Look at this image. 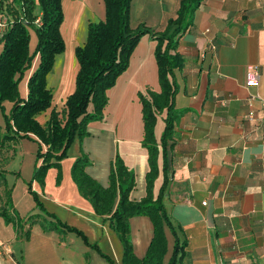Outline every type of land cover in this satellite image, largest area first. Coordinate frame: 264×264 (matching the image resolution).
I'll use <instances>...</instances> for the list:
<instances>
[{"label": "crops", "instance_id": "0c3cea01", "mask_svg": "<svg viewBox=\"0 0 264 264\" xmlns=\"http://www.w3.org/2000/svg\"><path fill=\"white\" fill-rule=\"evenodd\" d=\"M134 2L132 15L137 21L162 30L174 17L179 0ZM148 6L151 12L145 15ZM62 10L60 32L65 48L55 57L47 76L55 109L74 91L79 69L75 49L85 43L88 24L104 18L100 0H96V12L84 0H62ZM176 39L175 50L182 57L181 67L173 73V104L178 118L170 151L173 173L163 204L176 231L181 256L177 264H264V0H202L192 24ZM155 46L156 40L148 34L140 38L127 69L107 91L104 119L90 123L91 135L73 142L62 160L59 183L58 171L53 168L46 172L43 186L32 183L44 209L79 230L96 247L61 226L42 228L44 217L48 221L45 225L54 224L55 219L32 202L26 203L25 195L16 202V180L11 188V212L22 224L19 226L17 220L6 223L0 215V239L11 248V255L1 257L0 264H83L86 256L88 264H110L102 254L121 264L120 239L80 195L70 168L83 150L92 161L86 172L106 186L110 163L118 154L135 173L136 186L130 198L138 200L145 194L148 163L141 144L143 123L137 94L146 86L159 90ZM248 65L259 69L256 87L246 85ZM19 90L24 97L26 79L20 82ZM48 114L38 116L41 124ZM163 128V119L158 117L157 139ZM3 153L0 162L5 163L8 155ZM7 172L0 163V176L9 186ZM162 179L160 171L155 194ZM1 194L0 185V209ZM30 215L37 217L25 220ZM129 228L133 252L141 258L152 237V223L147 216H134L129 219ZM166 234L165 264L175 242L169 229Z\"/></svg>", "mask_w": 264, "mask_h": 264}, {"label": "trees", "instance_id": "16d2710c", "mask_svg": "<svg viewBox=\"0 0 264 264\" xmlns=\"http://www.w3.org/2000/svg\"><path fill=\"white\" fill-rule=\"evenodd\" d=\"M132 1L103 0L104 19L88 24L85 43L75 49L79 69L74 91L66 97L59 109H55L52 107L53 94L47 85V76L53 68L55 57L65 48L60 32L64 18L62 0H0V15L9 19L0 37V109H3L6 100L12 104L9 114L5 116L4 128L0 126V156L20 139L34 138L38 144L37 155L41 158V164L35 167L33 180L43 184L46 171L51 166L57 167L59 180L60 161L66 156L68 147L74 138L82 141L88 136L89 122L103 118V111L108 104V89L127 69L130 55L140 38L148 34L156 40L154 57L159 90L147 86L138 92L143 123L141 144L146 148L148 163L145 194L138 200L130 198L136 186L135 173L119 156L110 163L106 186L86 172V167L92 161L83 151L74 160L70 174L80 195L90 202L97 215L108 221L109 227L120 239L121 264H165L164 258L168 252L167 229L175 237L167 264H177L181 256H178L176 231L163 204L164 191L173 173L170 151L178 118V111L173 104V73L181 67L182 57L175 50L176 38L190 27L193 14L202 0H179L174 17L167 20L162 30L152 29L145 23L133 27ZM36 19H39L38 23ZM30 31L35 36L33 46L30 44ZM24 79L27 91L23 97L19 84ZM90 104L91 110L88 109ZM44 113H49L48 119L41 124L38 116ZM158 117L164 122L159 139L155 135ZM160 171L163 179L155 194L154 183ZM0 185V215L6 223L17 220L21 226V218L16 219L11 212V188L3 175L0 176ZM29 190L39 209L55 219L54 224L45 225L48 221L42 217V228L57 229V225L61 226L81 235L84 242L89 244L79 230L49 214L36 192ZM134 216H147L152 223V237L141 258L134 254L130 239L129 219ZM34 217L37 216H29L30 219ZM89 245L96 247L94 244ZM102 256L114 264L109 256ZM83 264H88L87 256Z\"/></svg>", "mask_w": 264, "mask_h": 264}, {"label": "rangeland", "instance_id": "374dc122", "mask_svg": "<svg viewBox=\"0 0 264 264\" xmlns=\"http://www.w3.org/2000/svg\"><path fill=\"white\" fill-rule=\"evenodd\" d=\"M86 2V4L88 3L89 5H92L94 7V12H96V0H84ZM101 3L104 5L103 3V0H100ZM135 4L134 0H133V5ZM136 6V4L134 5V7ZM65 11H66V14L68 16V9L66 7V4H65ZM100 7V6H99ZM151 12V8L150 6H148L147 8V12L145 13L146 14H150ZM103 13L105 14V12L103 11ZM104 19V18H103ZM102 19V20H103ZM138 18H135L134 15H132V12H131V24L133 27H135L137 24L141 23V22H138L137 21ZM138 22V23H137ZM31 32V46L34 45L35 43V36L33 34L32 31ZM36 61V58L34 60V63ZM33 63V64H34ZM117 80V79H116ZM116 83V82H115ZM115 85V84H114ZM113 85V86H114ZM112 86V87H113ZM111 87V88H112ZM147 87V86H146ZM150 87V86H149ZM145 89V88H144ZM143 89V90H144ZM109 90V89H108ZM142 90V91H143ZM138 96V94H137ZM5 104H3V109H0V126L1 128L3 129L4 128V125H5V116L9 114L10 112V109H11V102L9 101H4ZM108 103H109V98H108ZM108 106V105H106ZM91 104L88 106V109L91 110ZM105 117V114H104V111H103V118L101 120H103ZM142 118V117H141ZM101 120H96V121H101ZM94 122V121H92ZM92 122H89L88 125H87V130L89 132L88 135H91V131L89 129V125L90 123ZM156 124H157V121L155 123V128H156ZM162 132V131H161ZM76 140H78L77 138H74V140L72 141L75 142ZM21 141V142H20ZM20 142V143H18ZM14 147H11L8 151V153H3V156L5 155H8V159L5 161V163L3 162H0L1 165H2V168L5 169L6 167V170L8 171L7 174L9 176H11V182L9 184V187L12 188L14 187L15 185V181L17 180V183L14 187V196H15V201L16 202H19V198L20 200L22 199V196L25 195L24 197L26 198V203L29 202H32V204L36 207V208H39L35 201H34V197L33 195L31 194L30 190L29 189H32V183L34 181H36L39 185L43 186L44 185V179H43V184L40 183V181L38 180H33V174H34V170H35V167L39 164H41V158L37 155L38 153V144H37V141L34 139V138H31V137H26V138H22L18 141ZM72 143L70 144V146L68 147L67 149V154L66 156L68 155V152L71 148V145ZM83 150H81L82 152ZM14 152H16V155L14 156ZM80 152V153H81ZM84 152V151H83ZM85 153V152H84ZM65 156V157H66ZM79 156V155H78ZM77 156V157H78ZM116 156H119L118 154L115 155ZM64 157V158H65ZM76 157V158H77ZM114 157V158H115ZM120 157V156H119ZM62 158V160L64 159ZM75 158V159H76ZM62 160L60 161V168H61V163H62ZM74 162V160H73ZM73 162H72V165H73ZM3 163V164H2ZM71 165V167H72ZM51 168V171H52V168L53 169H57V167L55 166H51L47 169V171ZM71 169V168H70ZM19 170H20V173H19ZM46 171V172H47ZM17 176V177H16ZM56 183L58 184L59 183V180H56ZM26 190V191H25ZM33 190V189H32ZM13 191V189H12ZM34 191V190H33ZM25 192V193H24ZM35 192V191H34ZM26 219H30L29 216H26L25 217V220Z\"/></svg>", "mask_w": 264, "mask_h": 264}, {"label": "built area", "instance_id": "2783aa9c", "mask_svg": "<svg viewBox=\"0 0 264 264\" xmlns=\"http://www.w3.org/2000/svg\"><path fill=\"white\" fill-rule=\"evenodd\" d=\"M36 23L39 22V19L35 20ZM9 19L5 15H0V37L5 31ZM260 73L256 65H248L245 71V82L248 87H256L259 84ZM251 114V113H250ZM11 255V248L8 242L0 239V258L8 257Z\"/></svg>", "mask_w": 264, "mask_h": 264}]
</instances>
